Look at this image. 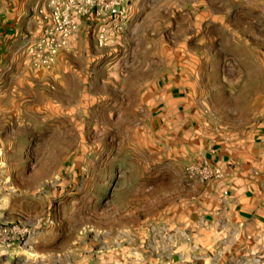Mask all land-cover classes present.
<instances>
[{
	"label": "rangeland",
	"instance_id": "1",
	"mask_svg": "<svg viewBox=\"0 0 264 264\" xmlns=\"http://www.w3.org/2000/svg\"><path fill=\"white\" fill-rule=\"evenodd\" d=\"M128 6L105 45L110 20L84 17L79 71L53 68L71 37L0 72V264H149L179 178L208 181L187 169L197 134L264 123V0Z\"/></svg>",
	"mask_w": 264,
	"mask_h": 264
},
{
	"label": "crops",
	"instance_id": "2",
	"mask_svg": "<svg viewBox=\"0 0 264 264\" xmlns=\"http://www.w3.org/2000/svg\"><path fill=\"white\" fill-rule=\"evenodd\" d=\"M50 14L51 0H0V72L14 65L18 72L30 70L25 46L43 32ZM84 21L53 67L65 65L59 70L63 77L79 71L81 44L90 41L81 29ZM214 126L197 134L194 154L225 176L204 182L179 178L173 209L157 227L153 244L159 252L149 264H264V123L222 136Z\"/></svg>",
	"mask_w": 264,
	"mask_h": 264
},
{
	"label": "built area",
	"instance_id": "3",
	"mask_svg": "<svg viewBox=\"0 0 264 264\" xmlns=\"http://www.w3.org/2000/svg\"><path fill=\"white\" fill-rule=\"evenodd\" d=\"M128 0H51L49 22L43 32L26 45L29 61L35 68L49 67L59 51L69 46L73 33L81 20L88 15L109 19L110 23L101 24L97 41L105 45L113 39V32L122 31L127 26L129 13ZM190 177L201 180L224 177L223 170L208 160L191 164L188 168ZM5 233L16 239L27 232L18 226L4 228Z\"/></svg>",
	"mask_w": 264,
	"mask_h": 264
}]
</instances>
